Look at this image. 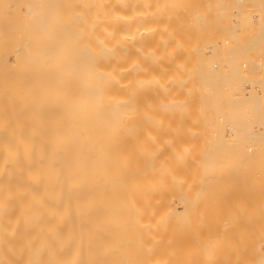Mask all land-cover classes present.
Wrapping results in <instances>:
<instances>
[{
    "label": "bare ground",
    "instance_id": "obj_1",
    "mask_svg": "<svg viewBox=\"0 0 264 264\" xmlns=\"http://www.w3.org/2000/svg\"><path fill=\"white\" fill-rule=\"evenodd\" d=\"M0 264H264V0H0Z\"/></svg>",
    "mask_w": 264,
    "mask_h": 264
},
{
    "label": "rangeland",
    "instance_id": "obj_2",
    "mask_svg": "<svg viewBox=\"0 0 264 264\" xmlns=\"http://www.w3.org/2000/svg\"><path fill=\"white\" fill-rule=\"evenodd\" d=\"M187 10L188 9H190L189 7L188 8H186ZM184 12V11H183ZM180 13L179 15H177V17H179V18H186V16H185V13ZM210 12V11H209ZM208 12V17L211 15V13H209ZM252 14H255L254 12H253V8L252 7H245V9L243 10V11H241L240 13H239V18H242V17H249V16H251ZM188 16V15H187ZM228 18V15H223V16H221V19L222 20H224V19H227ZM210 35H212L213 37H215V38H217V39H220L221 37H223L224 35H226V32H224L222 29H221V26L220 25H218V26H216V27H214V29H212L211 30V32L209 33ZM207 34L205 33V36H206ZM206 208H208V207H206ZM213 223V222H212Z\"/></svg>",
    "mask_w": 264,
    "mask_h": 264
}]
</instances>
